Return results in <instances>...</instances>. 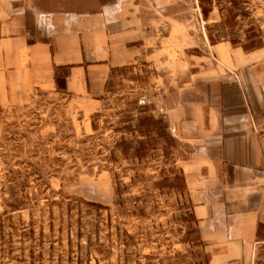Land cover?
<instances>
[{
    "label": "rangeland",
    "instance_id": "rangeland-1",
    "mask_svg": "<svg viewBox=\"0 0 264 264\" xmlns=\"http://www.w3.org/2000/svg\"><path fill=\"white\" fill-rule=\"evenodd\" d=\"M161 5L144 4L157 50L114 68L96 106L63 90L0 106V264H209L182 193L179 138L165 146L125 127L174 103L186 58L205 43L264 44V0ZM122 139L146 148L124 154ZM245 264H264V242Z\"/></svg>",
    "mask_w": 264,
    "mask_h": 264
},
{
    "label": "crops",
    "instance_id": "crops-1",
    "mask_svg": "<svg viewBox=\"0 0 264 264\" xmlns=\"http://www.w3.org/2000/svg\"><path fill=\"white\" fill-rule=\"evenodd\" d=\"M144 4L0 0V106L60 90L56 76L65 79L63 92L99 104L114 68L157 50L146 47ZM205 46L186 58L183 88L155 116L186 153L182 193L209 264H245L264 242V44Z\"/></svg>",
    "mask_w": 264,
    "mask_h": 264
},
{
    "label": "trees",
    "instance_id": "trees-1",
    "mask_svg": "<svg viewBox=\"0 0 264 264\" xmlns=\"http://www.w3.org/2000/svg\"><path fill=\"white\" fill-rule=\"evenodd\" d=\"M205 15L207 16V14ZM56 82L58 85V89L63 90V91L66 89L65 79L62 80L61 77L56 76ZM125 128L130 131H134V132L137 131L142 134H148L149 136L154 133L156 134L158 138H161L165 141V146H168V145L172 146L175 144V138L172 136V134L168 130L169 128L168 123L163 118L155 116V115H147V116L144 115L140 118L136 126L127 125V127ZM145 145H146V141H142V143H140V146L133 149L132 144L124 139L116 143V146L120 147L124 154H128L131 150H133L136 153H140L141 149L146 148ZM182 181L184 182L183 177H182Z\"/></svg>",
    "mask_w": 264,
    "mask_h": 264
},
{
    "label": "built area",
    "instance_id": "built-area-1",
    "mask_svg": "<svg viewBox=\"0 0 264 264\" xmlns=\"http://www.w3.org/2000/svg\"><path fill=\"white\" fill-rule=\"evenodd\" d=\"M262 119H263V125H262V127H261V129L259 131H260L261 136L264 137V113L262 115Z\"/></svg>",
    "mask_w": 264,
    "mask_h": 264
}]
</instances>
